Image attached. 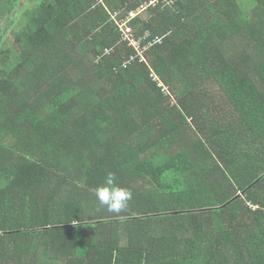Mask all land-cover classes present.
<instances>
[{"label":"trees","instance_id":"1","mask_svg":"<svg viewBox=\"0 0 264 264\" xmlns=\"http://www.w3.org/2000/svg\"><path fill=\"white\" fill-rule=\"evenodd\" d=\"M152 1L0 0V264H264V0Z\"/></svg>","mask_w":264,"mask_h":264},{"label":"clouds","instance_id":"2","mask_svg":"<svg viewBox=\"0 0 264 264\" xmlns=\"http://www.w3.org/2000/svg\"><path fill=\"white\" fill-rule=\"evenodd\" d=\"M94 192L100 204L107 206L110 212L115 213L125 209L132 199L131 190L115 185L112 173L108 174L105 185L95 188Z\"/></svg>","mask_w":264,"mask_h":264},{"label":"built area","instance_id":"3","mask_svg":"<svg viewBox=\"0 0 264 264\" xmlns=\"http://www.w3.org/2000/svg\"><path fill=\"white\" fill-rule=\"evenodd\" d=\"M157 1L158 0H154L151 2V4H156ZM170 2L171 1H169V3ZM134 15H135L134 13H131V16H134ZM125 21H126V23H122V22L117 21V24L119 25L120 29L123 32V40L128 43V46L136 49L139 52V57L141 58V60L146 62V57H145L146 51L150 50L154 46L162 45L165 38L167 37V34H169V33L162 34V36H157L152 40L149 39L147 42H145V46L142 47L141 42H143V40L140 42L139 40L135 39L132 27H130L128 25V20H125ZM150 36H151V33L147 32L145 37L149 38ZM112 52H113V49H106L103 56H97L95 58L96 62L97 63L102 62L103 57L104 56H110L112 54ZM131 60H135V57H132ZM152 77L154 78L155 81L158 80V77L155 74H153ZM159 84H160V86L164 87V85L162 84L161 81H159ZM165 89H166V87H164V90ZM167 92H168V88H167Z\"/></svg>","mask_w":264,"mask_h":264},{"label":"rangeland","instance_id":"4","mask_svg":"<svg viewBox=\"0 0 264 264\" xmlns=\"http://www.w3.org/2000/svg\"><path fill=\"white\" fill-rule=\"evenodd\" d=\"M39 0H21V2H20V4H19V8L20 7H29V6H31L33 3H36V2H38ZM167 5H168V3H167ZM125 13H127V11L126 10H122L118 15L116 14V13H114L115 14V16H116V20L118 21V22H122V23H126V19H124V15H125ZM145 13V12H144ZM135 14V13H134ZM120 16H121V18H120ZM22 20V19H21ZM21 20L20 21H18V23L17 24H19V23H21ZM4 23L5 22H2L1 21V23H0V27L2 26V25H4ZM23 23V22H22ZM16 24V25H17ZM148 33H150V32H148ZM171 100L172 101H175L174 100V98L172 97L171 98Z\"/></svg>","mask_w":264,"mask_h":264}]
</instances>
